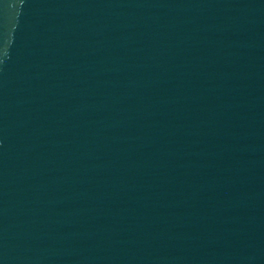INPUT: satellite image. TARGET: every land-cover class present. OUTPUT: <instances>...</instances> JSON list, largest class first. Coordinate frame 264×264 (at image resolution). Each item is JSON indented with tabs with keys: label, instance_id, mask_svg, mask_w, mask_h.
<instances>
[{
	"label": "water",
	"instance_id": "water-1",
	"mask_svg": "<svg viewBox=\"0 0 264 264\" xmlns=\"http://www.w3.org/2000/svg\"><path fill=\"white\" fill-rule=\"evenodd\" d=\"M0 264H264V0H0Z\"/></svg>",
	"mask_w": 264,
	"mask_h": 264
}]
</instances>
